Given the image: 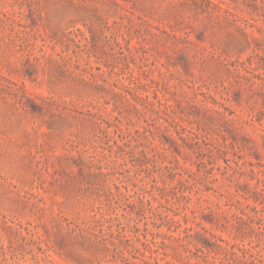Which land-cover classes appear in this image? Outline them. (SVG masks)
<instances>
[{
  "label": "rangeland",
  "instance_id": "374dc122",
  "mask_svg": "<svg viewBox=\"0 0 264 264\" xmlns=\"http://www.w3.org/2000/svg\"><path fill=\"white\" fill-rule=\"evenodd\" d=\"M0 264H264V0H0Z\"/></svg>",
  "mask_w": 264,
  "mask_h": 264
}]
</instances>
